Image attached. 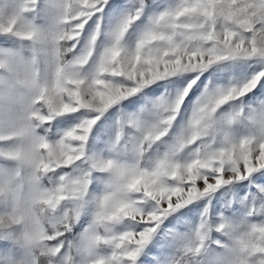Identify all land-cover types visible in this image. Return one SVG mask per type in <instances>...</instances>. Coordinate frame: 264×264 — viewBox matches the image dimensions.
I'll use <instances>...</instances> for the list:
<instances>
[{"label": "snow or ice", "instance_id": "1", "mask_svg": "<svg viewBox=\"0 0 264 264\" xmlns=\"http://www.w3.org/2000/svg\"><path fill=\"white\" fill-rule=\"evenodd\" d=\"M36 3L0 0V36L29 46L27 56L0 50V160L11 165L0 169V238L26 251L31 264H75L70 251L57 261L64 244L53 242L71 230L76 210H67L55 223L52 213L62 202L83 199L91 172L79 178L61 175L57 186L49 189L41 188V179L81 160L99 114L144 86L191 74L160 124L143 137L141 155L145 144L150 146L167 135L182 102L203 83V72L223 62L254 61L259 68L245 82H230L206 94L186 134L150 168L139 161L129 166L111 159L92 164L108 180L84 244L90 254L86 264H136L164 218L225 186H234L239 206L231 209L232 221L221 216L210 229L206 216L202 217L174 264H189L208 254L205 245L210 230L224 237L215 242L221 251L213 254L214 264H264V101L248 106L247 111L241 105L216 116L222 106L249 93L264 96V0H179L174 9L151 21L133 52L122 54L119 41L139 19L144 7L140 0L137 14L124 21L116 33L117 43L101 56L95 76L87 83L73 69L86 63L91 52L64 63L63 54L69 49L63 45L75 41L88 19L102 11L108 0H53L56 29L48 34L26 18ZM91 39L94 42L96 35ZM221 70L230 71L231 65ZM80 112L98 115L83 119L55 143L38 134L54 119ZM236 121H243L248 129L239 139L231 133ZM188 146H195L191 159L181 163L178 154ZM142 205H148V210ZM218 205L219 199L214 213L222 211ZM124 220L135 222L141 230L106 235L110 225ZM169 243L165 240L163 246ZM100 247H108L109 253L91 255ZM149 251H156V246ZM17 261L14 253L9 264ZM143 264L152 261L145 258Z\"/></svg>", "mask_w": 264, "mask_h": 264}, {"label": "rangeland", "instance_id": "2", "mask_svg": "<svg viewBox=\"0 0 264 264\" xmlns=\"http://www.w3.org/2000/svg\"><path fill=\"white\" fill-rule=\"evenodd\" d=\"M21 2L22 0H15L17 5ZM178 2L179 0H143L144 7L139 11V19L128 28L119 41L122 54L133 52L136 43L151 26V21L161 13L174 9ZM139 3L140 0H108V4L103 6V10L97 12L84 24L78 38L63 45L65 49H69L63 54L64 63L76 62L91 52L86 63L82 66L77 65L73 69L78 78L87 83L95 76L101 56L117 43V31L130 15L137 14ZM52 4L53 0H37L34 11L26 14V18L45 34L56 29ZM4 15L6 16L7 12ZM94 34L96 40L93 42L91 37ZM5 40L7 43L4 42ZM0 50H14L25 56L29 54L27 42H21L12 37L0 36ZM229 65H231L230 71L221 70ZM254 68H259V65L254 61H228L220 65H213L203 72L200 77L203 83L198 88L194 87L188 98L182 102L172 125L169 126L167 135L150 146L145 144L142 155L140 146L144 144L143 137L160 124L168 107L174 104L183 93L188 83L186 76L191 74L155 81L141 88L136 94L113 105L105 113L99 114V119L89 134L85 154L81 160L67 168L58 169L56 172L48 174L40 181L41 188L49 189L57 186L61 175L79 178L85 173L91 172L90 183L83 199L79 202H62L52 213L53 223L58 222L69 209H74L77 213V219L73 222L71 230L59 237L58 241L53 242V244H64L62 253L56 260H62L69 251L75 264H86L89 258L90 254L85 250L84 240L93 230L97 203L106 190L108 180L106 173L92 169L93 163L111 159L118 164L130 166L139 161L142 166L150 168L155 161L169 153L176 146L179 138L186 134L192 116L206 94H211L216 88L227 86L230 82L236 84L245 82L254 74ZM42 70L45 73L48 71L47 67L43 65ZM114 82H119V78H115ZM260 101H264V96H254L249 93L234 104L229 103L222 106L216 116L219 118L241 105L247 111L248 106L254 107ZM96 115L98 114L80 112L58 117L50 124L43 125L38 130V134L44 136L50 143H55L66 131L75 127L83 119L95 118ZM247 131L243 121H236L231 127V133L237 139L246 135ZM194 148L195 146H188L180 151L179 161L183 163L191 159ZM10 167L9 162L0 160V169ZM249 179L251 180V178ZM233 188L234 186H225L216 193L194 201L164 218L151 241L144 247L136 264H143L145 258L152 261V264H174L180 250L186 241L192 238L195 229L201 223L202 217L206 216L205 223L210 229L220 222L221 216L232 221L231 209L239 206L236 204ZM218 199V206L222 211L214 213L213 209L217 206ZM142 207L146 211L148 210V205H142ZM190 209H194V211L189 212ZM109 229L110 231L106 235L113 236L125 231H139L141 226L133 221L124 220L117 225H110ZM165 240L170 242L167 247L163 246ZM223 240L222 234L215 230L208 231L205 245L208 254H202L190 260L189 264H214L213 254L221 251L215 242ZM6 244L8 245L7 249L4 247ZM153 246H156V251H149ZM109 251L108 247H100L94 249L91 255H107ZM14 253L18 258L17 264H31L32 257L26 251L17 249L9 240L0 238V264H9Z\"/></svg>", "mask_w": 264, "mask_h": 264}]
</instances>
